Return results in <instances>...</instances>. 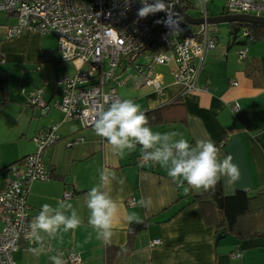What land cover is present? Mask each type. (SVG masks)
<instances>
[{"label":"crops","instance_id":"crops-1","mask_svg":"<svg viewBox=\"0 0 264 264\" xmlns=\"http://www.w3.org/2000/svg\"><path fill=\"white\" fill-rule=\"evenodd\" d=\"M14 20L0 13V189L10 179L8 169L34 152L33 136L57 126L60 140L42 156L49 179L32 183L27 197L29 230L32 233L31 226L44 204L53 208L60 202L71 204L81 220L74 230L65 232L61 227L53 236L40 231L41 240L20 241L13 254L16 264H53L52 256L70 264L65 261L69 252L79 256L77 264H264V234L241 240L232 236L228 240L225 234L215 243L218 213L211 206L193 202L203 189L173 182L167 170L152 161L140 165L142 147L138 144L121 154L97 136L94 127L81 129L78 121L64 120L51 107L52 81L63 73L71 74L73 67L61 62L52 34L23 33L5 39L4 30ZM213 32L211 29L214 36ZM236 46V50L227 45L217 52L214 48L207 55L194 93H179L173 63L172 80L155 72L160 66L153 69L160 76L161 92L143 86L138 77L129 87L115 83L131 93L128 99L140 105L141 111H158L160 121L149 124L154 132L177 131L193 146L198 139L211 138L219 159L233 155L241 178L232 186L221 178L217 185L223 197L237 191H264V41ZM241 47L247 50L243 60L236 54ZM141 60L144 58L137 63L143 65ZM128 68L122 63L118 70L123 73ZM34 91L40 92L45 109L27 103ZM175 99L178 104L168 105ZM75 137H82V142L67 148L65 142ZM95 186L118 206L107 241L98 238L97 230L88 223L87 193ZM64 193L69 198L64 199ZM130 198L135 201L131 207L126 205ZM141 198H150L151 207L139 206ZM133 225L136 227L130 229ZM157 239L161 243L149 247ZM235 254L238 256L233 257Z\"/></svg>","mask_w":264,"mask_h":264},{"label":"built area","instance_id":"built-area-1","mask_svg":"<svg viewBox=\"0 0 264 264\" xmlns=\"http://www.w3.org/2000/svg\"><path fill=\"white\" fill-rule=\"evenodd\" d=\"M170 1L181 6L179 0ZM197 1L201 4L199 17L207 18L206 1ZM222 1L228 15L264 17V0ZM140 7V0H0V13L15 19L5 28V39L23 33L56 37L61 62L71 64L73 72L63 73L52 81L51 107L60 111L64 120L78 121L81 129L94 127L98 113L120 100L115 89L108 85L116 82L115 70L122 63L137 71L143 86L153 87L156 92H161L162 82L153 69L173 63V77L179 93L197 90L198 75L217 42L211 26L206 23L191 26L178 21L169 11L139 18ZM242 36L248 35L243 32ZM236 54L243 60L246 47H241ZM141 55L146 57L144 65L137 63ZM27 103L39 109L47 107L39 91L31 92ZM59 140L57 126L36 133L32 138L34 152L8 169L10 179L0 189V264H16L13 254L19 250L20 241L32 242L27 197L32 183L49 179L42 162L43 152ZM82 140V137H75L66 141L65 146L71 148ZM149 162L142 153L138 157L140 165ZM69 196V193L63 194L64 199ZM134 204L132 198L126 201L127 206ZM160 243L158 239L153 240L149 247ZM65 261L77 264L80 259L69 252Z\"/></svg>","mask_w":264,"mask_h":264},{"label":"clouds","instance_id":"clouds-1","mask_svg":"<svg viewBox=\"0 0 264 264\" xmlns=\"http://www.w3.org/2000/svg\"><path fill=\"white\" fill-rule=\"evenodd\" d=\"M140 3L142 7L137 12L139 18L161 11L168 12L171 8L164 0H154L153 3L140 0ZM94 132L121 154L125 149L130 152L137 144L140 145L145 160L165 168L173 182H187L192 189H214L222 177L226 178L228 186H232L241 178L240 168L233 162V155L228 154L222 160L219 159V150L211 138L198 139L193 146L177 131L154 132L140 105L130 99L115 100L106 110H101L94 123ZM178 136L181 138L175 139ZM101 179L104 180L105 176L102 175ZM86 205L90 211L88 223L97 230V237L109 240L118 212L116 202L100 186H95L87 193ZM139 206L150 208L151 199L141 198ZM68 210L70 215H66ZM128 219L131 221L133 217L129 216ZM80 223L77 211L71 204L60 202L58 208L44 204L31 226V235L39 241L40 231L53 236L61 227L66 232L76 229ZM32 251L38 252L37 249ZM50 260L53 264H63L58 256H52Z\"/></svg>","mask_w":264,"mask_h":264},{"label":"trees","instance_id":"trees-1","mask_svg":"<svg viewBox=\"0 0 264 264\" xmlns=\"http://www.w3.org/2000/svg\"><path fill=\"white\" fill-rule=\"evenodd\" d=\"M182 2L183 0H179L180 5ZM223 14H226L225 11ZM243 32H246L248 36L243 37ZM157 34L158 28L156 27L154 31L155 40ZM228 36L232 45H245L249 43L248 38L252 39L250 43L264 41V26L247 23H231L228 24ZM240 38L243 40L238 41ZM178 99L171 101L168 105L178 104ZM144 113L148 117L149 124L160 121L158 111H146ZM210 191L218 192L219 196H222L220 187L216 185L214 189L202 190L199 194L194 195L193 202L211 206L218 213L219 216L216 217L215 221L217 223V233L223 232L238 240L264 234V191H258L255 194L237 191L231 197L222 196L223 209L221 210L218 209L215 201L209 194ZM124 251L127 252L126 250Z\"/></svg>","mask_w":264,"mask_h":264},{"label":"rangeland","instance_id":"rangeland-1","mask_svg":"<svg viewBox=\"0 0 264 264\" xmlns=\"http://www.w3.org/2000/svg\"><path fill=\"white\" fill-rule=\"evenodd\" d=\"M206 1V9H207V16L208 17H215L219 16L224 13L223 9V1L222 0H205ZM181 9L185 11L189 16L197 18L200 16V9H201V4L197 0H183L181 4ZM211 29L214 30V36L217 38V45L215 47L216 52L221 51L222 49H225V46L230 45L234 50H236V45L233 47L231 45L230 38L228 36V24H218V25H211ZM241 37V36H240ZM241 39V38H240ZM237 52V51H236ZM140 57L144 58V61L141 60V63L143 65L147 62L146 57L144 55H141ZM139 57V58H140ZM138 58V59H139ZM173 69V64H168L166 66H160L156 69L155 72L159 73L162 75V77L167 81V80H172L170 76V71ZM116 76V82H124V84L131 86L133 84V81L135 80L134 78L139 75L137 74V71L134 70L133 68H128L124 70V72H120V70L116 69L115 71ZM136 75V76H135ZM137 78V77H136ZM132 80V81H131ZM116 82H111V86H115ZM136 85V83H135ZM117 88L116 92L118 96L120 97V100L128 99L130 96L127 94V90L125 88ZM136 87V86H135ZM144 92V90H143ZM227 239L232 240L230 236H227Z\"/></svg>","mask_w":264,"mask_h":264},{"label":"water","instance_id":"water-1","mask_svg":"<svg viewBox=\"0 0 264 264\" xmlns=\"http://www.w3.org/2000/svg\"><path fill=\"white\" fill-rule=\"evenodd\" d=\"M166 4H170L171 8L169 10L170 14L176 18L178 21L189 24L191 26H198L200 24L206 23L207 25H218V24H231V23H247V24H257L264 26V17H257L253 15H228L221 14L215 17L207 18H194L189 16L185 11H183L179 5L173 3L170 0H164ZM209 194L212 196L215 201L218 209H223V197L219 196L218 192L210 191ZM136 226L133 225L130 229H134ZM224 233L220 232L216 234L215 243L222 237Z\"/></svg>","mask_w":264,"mask_h":264}]
</instances>
